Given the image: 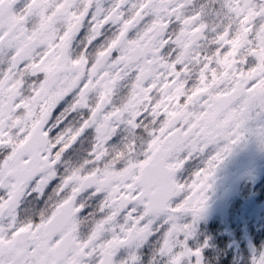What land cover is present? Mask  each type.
<instances>
[{
    "label": "snow or ice",
    "instance_id": "snow-or-ice-1",
    "mask_svg": "<svg viewBox=\"0 0 264 264\" xmlns=\"http://www.w3.org/2000/svg\"><path fill=\"white\" fill-rule=\"evenodd\" d=\"M247 134L264 147V0H0V264H143L150 237L149 264H202Z\"/></svg>",
    "mask_w": 264,
    "mask_h": 264
},
{
    "label": "flooded vegetation",
    "instance_id": "flooded-vegetation-1",
    "mask_svg": "<svg viewBox=\"0 0 264 264\" xmlns=\"http://www.w3.org/2000/svg\"><path fill=\"white\" fill-rule=\"evenodd\" d=\"M209 151H215V146ZM209 182L206 208L188 244L205 245L202 264H249V257L264 248V147L247 134L220 162ZM153 248L150 237L140 250L143 264H149Z\"/></svg>",
    "mask_w": 264,
    "mask_h": 264
}]
</instances>
